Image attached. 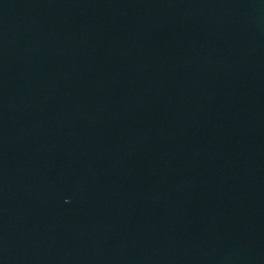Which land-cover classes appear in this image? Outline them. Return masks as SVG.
<instances>
[{
  "label": "water",
  "instance_id": "water-1",
  "mask_svg": "<svg viewBox=\"0 0 264 264\" xmlns=\"http://www.w3.org/2000/svg\"><path fill=\"white\" fill-rule=\"evenodd\" d=\"M0 264H264V0H0Z\"/></svg>",
  "mask_w": 264,
  "mask_h": 264
}]
</instances>
